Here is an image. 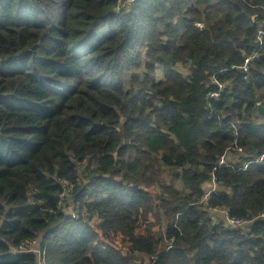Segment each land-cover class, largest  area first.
I'll list each match as a JSON object with an SVG mask.
<instances>
[{"label": "trees", "instance_id": "1", "mask_svg": "<svg viewBox=\"0 0 264 264\" xmlns=\"http://www.w3.org/2000/svg\"><path fill=\"white\" fill-rule=\"evenodd\" d=\"M257 105L264 0H0V264H264Z\"/></svg>", "mask_w": 264, "mask_h": 264}, {"label": "built area", "instance_id": "2", "mask_svg": "<svg viewBox=\"0 0 264 264\" xmlns=\"http://www.w3.org/2000/svg\"><path fill=\"white\" fill-rule=\"evenodd\" d=\"M261 35H262V33H259L258 36H257V43H258V45L261 44ZM249 61H250V59H246L244 61V65L241 67V70L244 73L247 72V65H248ZM244 80H245V78H244ZM213 84L216 85L217 92L216 93L209 94V99L215 101V100L218 99V97H219V91H221L222 88L215 81H213ZM258 106L259 105H257V107ZM237 152L238 153H241L240 150H237ZM226 156L227 155H224V157H221L219 159L218 164H217V167L218 168L219 167H228L229 164L226 162ZM263 158L264 157H261L259 160H256L255 163L262 161ZM213 171H215V169ZM208 186H211V189L210 190H207V196L210 195V194L216 193V191H217V185H216V182H215L214 177H212L210 179V181L208 183ZM63 197L64 196L62 195L61 198H60V200H63ZM212 212L214 214H216V213L219 214L220 213L221 216H222L221 219H223V221L226 223V226L227 227L238 229V228H242V227H244V226H246L248 224V223H245V222L240 221V220H232V219H229L227 211H216V210H214ZM76 216H77L76 213H73V214L70 213V217L72 219L75 218ZM33 246H36V243H31V244H29L27 246H22V247L19 248V253L20 252H28V253L32 252V253L38 254L37 248H36V250H33L32 249Z\"/></svg>", "mask_w": 264, "mask_h": 264}, {"label": "rangeland", "instance_id": "3", "mask_svg": "<svg viewBox=\"0 0 264 264\" xmlns=\"http://www.w3.org/2000/svg\"><path fill=\"white\" fill-rule=\"evenodd\" d=\"M176 72H178L180 75H182V76H184L185 74H186V70H185V68H181L180 66H177L176 67ZM155 79L157 80V82H159V81H161L162 79H163V77H162V71L160 70V68L158 67L157 68V70H156V76H155ZM211 189V186H208L207 185V190H210ZM73 209H72V207L70 208V213H74V210L72 211ZM211 213L214 215V219H219V218H221L222 216H221V214L219 213H216V214H214L212 211H211ZM245 227L246 226H244V227H242V228H240V229H245ZM36 248H37V246H33L32 247V249L33 250H36Z\"/></svg>", "mask_w": 264, "mask_h": 264}, {"label": "water", "instance_id": "4", "mask_svg": "<svg viewBox=\"0 0 264 264\" xmlns=\"http://www.w3.org/2000/svg\"><path fill=\"white\" fill-rule=\"evenodd\" d=\"M257 115L264 120V108L258 106L257 107V111H256Z\"/></svg>", "mask_w": 264, "mask_h": 264}, {"label": "bare ground", "instance_id": "5", "mask_svg": "<svg viewBox=\"0 0 264 264\" xmlns=\"http://www.w3.org/2000/svg\"><path fill=\"white\" fill-rule=\"evenodd\" d=\"M214 93H216V92H214ZM213 177V175L211 176V178Z\"/></svg>", "mask_w": 264, "mask_h": 264}]
</instances>
